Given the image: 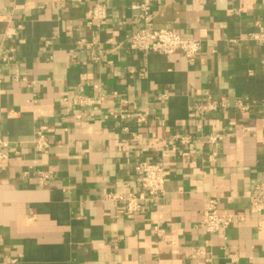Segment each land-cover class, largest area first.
Listing matches in <instances>:
<instances>
[{
	"label": "crops",
	"instance_id": "0c3cea01",
	"mask_svg": "<svg viewBox=\"0 0 264 264\" xmlns=\"http://www.w3.org/2000/svg\"><path fill=\"white\" fill-rule=\"evenodd\" d=\"M144 1L0 0V264H264V0H147L193 62L130 49ZM145 160L165 193L129 217L107 196L139 193ZM212 196L234 217L216 234Z\"/></svg>",
	"mask_w": 264,
	"mask_h": 264
},
{
	"label": "built area",
	"instance_id": "2783aa9c",
	"mask_svg": "<svg viewBox=\"0 0 264 264\" xmlns=\"http://www.w3.org/2000/svg\"><path fill=\"white\" fill-rule=\"evenodd\" d=\"M142 26L139 30L133 32L130 36L129 46L133 52L147 55L149 53L158 54H181L189 61L193 62L201 51V42L194 38L182 37L173 29H157L153 26L150 19V6L145 0L139 6ZM92 19L99 22L106 20V12L100 6H96L89 12ZM17 34L16 28H10L6 35L12 38ZM225 102H209L206 105L196 106L198 110H216L218 107L225 106ZM237 107L246 109L241 103ZM124 118L133 117L138 123H145L146 116L142 113L122 115ZM46 128L42 127L37 132L38 138L35 141V148L38 151L44 150L47 146ZM220 139V136H214L212 142ZM7 158L6 154H0V163ZM137 171L140 174L139 193L128 192L126 194H109L108 199L123 204L124 212L131 217L143 210L144 203L155 204L160 201L165 193V184L168 180V174L165 166L160 161L145 160L137 165ZM251 202L255 209L264 215V193L257 189L251 196ZM234 221V217L229 214L222 213L219 207V198L212 196L208 201L205 216L200 222V227L208 234H216L224 232ZM193 257H203L205 253L202 248L194 250Z\"/></svg>",
	"mask_w": 264,
	"mask_h": 264
}]
</instances>
